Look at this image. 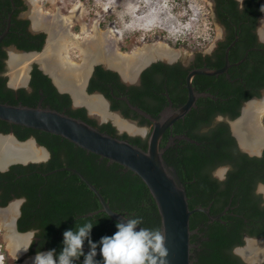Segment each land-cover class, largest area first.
Wrapping results in <instances>:
<instances>
[{"label": "trees", "instance_id": "1", "mask_svg": "<svg viewBox=\"0 0 264 264\" xmlns=\"http://www.w3.org/2000/svg\"><path fill=\"white\" fill-rule=\"evenodd\" d=\"M15 1L17 2V0ZM216 1L218 15L222 22L230 27L234 24L242 26L245 29L242 43H245L247 48L254 46L256 44V37L250 31L255 28L257 16L259 15L257 0H246L243 10L238 9V3L235 0ZM7 3L10 6V2ZM27 24V22H15L11 31L14 29L18 33L28 35L26 34ZM12 43L18 49L26 52H40L43 49V44L38 45L32 43L29 39L24 40V38L20 40L12 35L6 38L2 42V45ZM228 44H225L224 48ZM243 56L240 58H243ZM221 57L224 60V53L221 54ZM6 59L7 53L0 49L1 103L35 107L41 101L43 107H49L71 117L81 119L98 128L101 132L147 149V141L142 138L130 137L127 134L118 135L116 129L109 123L99 125L94 119L88 117L85 107L73 109L71 107L70 96L58 93L53 86L51 78L44 74L37 64H34L31 70L29 85L31 91H28L26 88L15 90L8 87ZM260 60L264 59L261 58ZM260 70L262 68H258L257 66L252 71H244L239 75L244 78V82L250 87L256 84L258 78L262 80L264 72ZM174 74H178L177 69ZM174 79L175 77L170 76L169 83H172ZM209 79L212 78L209 77ZM146 86L147 88L143 89L145 92L139 94L138 98H135L130 92H125L124 86L119 84L117 73L97 66L90 80L88 92L90 94L94 92L102 93L107 99L111 100V109L113 111L122 110L127 118H140L142 124H147L149 123L148 120L130 110L123 101L115 99L111 94V88H113L118 95L123 94L127 96L133 104L139 105L141 109L158 118L159 111L167 103V99L152 95L151 79L147 82ZM224 87L226 91L222 90L220 95H218L220 105L216 106L214 101L209 99L208 103H201L206 108L204 113L201 115L191 113L186 117L184 122L180 120L175 123V133L182 134L185 132L193 142L178 139L164 153L165 160L176 169L178 176L186 188L189 208L191 210L196 208L199 202L208 203L209 197L217 191V184L211 178L210 171L218 165L236 161L230 152L231 149H235V142L229 137L227 127L222 123H210L214 115L219 112L237 117L239 115L241 99H248L250 95L244 94L243 86L240 84L237 87ZM261 87H264V81ZM173 100L178 104L185 101V99L181 98ZM0 132L5 134L13 132L20 141L35 137L37 142L51 153V159L46 163L30 164L27 166L13 165L9 171L0 173V177L6 181V184L2 185L4 195L8 196L4 203L12 200L14 197L25 199L17 226L20 232L36 231V237L40 238L32 244V247H34L37 243L36 250H31L32 254L45 249H56L57 254H59L63 247L64 231L69 229L75 230L76 226L78 227L85 222L94 224L91 232L93 242H98L103 236H112L117 231V221L107 213L101 211L102 206L99 199L79 176L71 171H60L52 173L47 177L42 175V173H48L63 167H70L82 173L100 191L114 211L124 214L127 218L142 217L143 223L139 225L141 227L150 229L161 228V217L158 207L148 187L139 176L126 170L123 166L111 163L109 160L89 153L60 136L46 132L13 125L1 120ZM167 140L168 138L166 137L161 144L162 149L165 147ZM245 163L247 161L242 164ZM250 171H253V169L243 168L237 176L231 174L228 182L229 185L227 183L228 189L226 193L231 195L233 188H235L232 181L243 175H249ZM240 187L242 188H239L235 192V201L241 204L240 213L244 214L247 218H252L256 214L258 201L251 194L248 185L245 184ZM91 213L95 214L90 216L89 214ZM204 217L201 213H195L190 218V228L192 231L200 227V224H203L198 229V233L195 232L191 236L192 244L201 242L199 246L200 250L194 247L191 249L193 264H246L239 256L233 253L236 246L244 244L240 231L243 227L242 222L237 221L230 229L220 224L211 227ZM199 233H203V237L199 236ZM250 234L256 237H264V231L257 232L252 230ZM203 238L209 239L203 241ZM84 247L89 249L87 241H85ZM99 249L98 245L97 250ZM84 252L87 254L86 251ZM83 259L84 257L81 256L79 259L81 262L75 261V264H83ZM102 259V256L96 258L97 261L101 262Z\"/></svg>", "mask_w": 264, "mask_h": 264}, {"label": "flooded vegetation", "instance_id": "2", "mask_svg": "<svg viewBox=\"0 0 264 264\" xmlns=\"http://www.w3.org/2000/svg\"><path fill=\"white\" fill-rule=\"evenodd\" d=\"M208 1L211 2V4H212L211 19H212L213 23L219 25V29L221 31L220 37L218 38L217 42L215 43V45L210 50H207V51L197 50L196 52L193 53L192 57L189 59H185L184 56L180 57L178 55H175V56L172 55V57H169V58L168 57L166 58L165 56H162V55H155L153 58H151L150 56H146V58L142 62L136 63V64H140L141 66H139L138 68L135 69V72H134L133 77L131 79H127L126 77H124L122 75L121 72L119 73L117 70L114 71L112 69L104 68L102 62L99 61L100 63H98L96 65L94 64V68H93V70H92V72L88 78L86 90L88 92L89 83H90L91 78L94 75L95 68L97 66H101L105 70H109L111 72L117 73L119 76V84L121 86L122 85L124 86L125 92H130L131 95L135 98H138L139 94H142L143 92H145L143 89L147 88V86H146L147 82H149L151 79L152 80V90H153L152 95H154L155 97H163V98L167 99V103L162 107L161 111H163L165 108L169 107L170 104L175 109L179 108L186 103L188 96H189V92H188V88H187V77H188V75L196 69H202V68L219 69V68H222L225 65V51H226L227 47L237 38V42L235 43V45L231 48V50L229 52L230 64H235V63L239 62L247 54L246 60L238 66L232 65L229 68L228 73H225V74H221L218 76L196 75L192 80V85H193L194 91L197 94H200L201 96L198 98V100L196 102V106L190 111V113H188L186 115V117L191 113H194L195 115H201L202 113H204L206 110L204 104L208 103L209 99L213 100L214 104L216 106L220 105V103L218 102V98H219L218 95H220V92L222 90L226 91V88L224 86H226V87H237L240 84L241 86H243L244 94L250 95V97L248 99H245V100L241 99V101H240L241 106L239 108V115L237 117H232L228 114L219 112L216 115H214V117L212 118V122L210 124H221L222 123L227 127V133H228L229 137L232 138L233 141L235 142V149H231L230 152H231L232 157L236 161L231 162V163L218 165L217 167H214L210 171L211 178L217 184V189H216L217 191H216V193H214L213 195H211L209 197L208 203L205 204L203 202H199L196 206V208H201V209H204L205 211L208 212V214L206 212H196V213H201L202 215H204L205 216L204 218L207 219L208 225H210L211 227H214L216 224L217 225L220 224V225H222V226L224 225L226 228L230 229L231 227L234 226V224L237 221L242 222L243 227L241 228L240 231H241V235H242V239L244 241V244L242 246H236L233 250V253L235 255L239 256L236 253V251L238 249L245 247L248 239H250V238L251 239L264 238V237L252 236L250 234V231H252V230H255L257 232L264 231V137H261L260 131L253 129L252 127H250L246 124L244 126V130L241 129V132L239 134L234 130V127H233V124H237L241 121V118L243 117L242 115L244 113L243 112L244 107L246 106V104H249L250 102L255 101V100H261V99H263V96H264V87H261V84L264 81V76H263L262 80H260V78H258L256 81V84L248 87L246 85V83L244 82V78L239 75V74L243 73L244 71H246V72L252 71V69L257 68V66H258V68H262V70H260L261 72H264V60H260L261 58L264 59V26H262V25H264V10H261L262 6H264V0H257L256 1V3L259 5V8H258L259 15L257 16L255 28L252 31H250L256 37V40H255L256 44L254 46H251L248 48L246 47L245 43H242V40H243L242 37L245 33V29H243L242 26H237L235 24L230 27L227 24H225L224 22H222V20L219 18L220 16L218 15L217 1L216 0H208ZM235 1L238 3V9L239 10H243L245 8L246 0H235ZM7 2H10V6L8 5ZM17 2H19V3H17ZM17 2L15 0H0V10H1V13H0V25H1L0 30L3 29V27H5L4 30L2 32H0V35L5 33V31H7V29H9L8 34L5 36L4 40L6 38H9L12 35V36H16L20 40H23V38H24V40L29 39L32 43H36L38 45L43 44V47H44L45 45H47L48 39L50 37V33L48 32V29L44 28V27L34 26L33 25L34 24V17L33 18L29 17L28 16L29 14L27 15V13H26L27 8L34 7V3L30 2L29 0H17ZM30 4L32 6H30ZM32 14H34V13L32 12ZM15 22H18V23L27 22L28 24L26 26V34H28V35H24L23 33H18V31L14 30V29L11 31V28L14 27ZM58 22H60V21H58ZM71 29L74 33H77V29L74 28L73 25H72ZM228 43H230V44H228ZM225 44H228V46L226 48H224ZM11 48L20 50L13 43L12 44H3V45L1 43V45H0L1 51H5L7 53V59L5 61L6 65H7V60L10 56L9 50ZM20 51H23V50H20ZM31 52H37V51H31ZM251 52H253V53H251ZM222 53H224V60H222V57H221ZM250 53H251V55H250ZM242 55H244L243 58H240ZM253 55H257V56L254 57ZM239 58H240V60H238ZM34 64H36V63H34ZM33 65H32V67H33ZM217 65H219V66H217ZM32 67H31V70H32ZM39 68H40V66H39ZM176 69H177V73L179 74V76H178V74L177 75L174 74V73H176ZM31 70H30V78H29V81L27 84L28 86L27 87H20V88H26L28 91H31V87L29 86L30 80H31ZM40 70H42V69L40 68ZM169 73H170V75H169ZM170 76L173 78L175 77V79L173 80L174 83L173 82L169 83ZM209 77H211L212 79H209ZM51 80H52V78H51ZM52 83H53V86L56 88V91L58 93L68 94L70 96L71 103H72L71 107L73 109L81 108V107H75L74 106L73 93L71 92V90H69L70 88H68L67 86L64 87V85H62V87H61L60 86L61 84L58 85V82L55 80L54 75H53ZM144 86H146V87H144ZM8 87H10L9 83H8ZM10 88H12V87H10ZM12 89L17 90L19 88H12ZM111 94L114 96L115 99H117L119 101H123L129 107L130 110H132L133 112L138 114L140 117L148 120L144 115L140 114L135 109H133L132 106L138 108L141 111H144V112H146V111L141 109V107L139 105L133 104L128 99L127 96L122 94V92H120V94H122V95H118L114 91V89L111 88ZM104 98L106 100H108V102L110 104V110L112 112H120L121 113L120 115L123 117L124 120H132V121L136 122V125L139 128V130L142 127H147V128H149V132L144 135V133L141 131V132L136 133V135L135 134L132 135V134H130L129 131L121 129L114 122V120L112 118H110V120H107V121H102V122L97 121V119L89 116V111L85 107L87 110V113H88V117L94 119L99 125L108 124V123L111 124L116 129L118 135L127 134L130 137H140L143 140L147 141V144H148V138H149V135L151 133L153 123L148 120L149 123L142 124L140 118L130 119L124 115L122 110L113 111L111 109V107H112L111 100L107 99L105 96H104ZM123 98H127L130 101L131 106H129L127 104V102L125 101V99H123ZM178 98L185 99V101L183 103L178 104L173 100V99H178ZM201 103H204V104L201 105ZM161 111H159V114ZM146 113H148V112H146ZM149 115H151V114H149ZM186 117L184 119H181V120H183V122H184L186 120ZM260 122H261L262 126L264 127V116L261 118ZM175 123L173 124V126L171 128H169L164 133L161 144L164 142L166 137L168 138L167 142H165L164 148H166V146L169 145L170 143L171 144L176 143V141H178V139L179 140L192 141L190 139V137L187 136V134H185V132L182 134H176L175 133V131H174ZM209 128H210V126H209ZM6 137H9V138L12 137L11 138L12 140H14L16 138L18 141H20L15 136V134L13 132H10L7 134L0 132V150L2 148V141ZM31 140L35 141V144L39 145L38 147L44 151V157L42 159H39V160L16 159L15 162L12 164L7 163V161H6L4 164H2V166H0V173H5V172L9 171V169L13 165L27 166L30 164H42V163L48 162L51 159V153L48 151L47 148L40 145L37 142V139L35 137H30L29 139H27L25 141H20V142H23L22 144H26ZM18 144H20V143H18ZM245 161H247V163L242 164ZM63 168H70V167H63ZM243 168L244 169L249 168V170L253 169V171H250L249 175L247 174L248 176L243 175L242 177L232 181L235 188H233L232 194L228 195V193H226L227 189H228L227 183L229 182V179L231 178V174H233L234 176H237V174L240 173ZM225 169H227L226 179L221 181L217 177L220 175H225ZM66 171H68V170H66ZM48 173H50V172H48ZM48 173H42V175L44 177H47V176H49V175H47ZM4 184H6L5 179L0 177V186H1L0 187V213H6V211H8L10 206L16 205L15 208L18 210V215H17L18 216L17 221H18L19 218L21 217V208H22L23 204L25 203V199L14 197L12 200H10V201L8 200L6 203H4V201L8 197V196L4 195V190L2 188V185H4ZM245 184L248 185V187L251 191V194L258 201L256 214L254 212L255 215L252 218H247L244 214H241L240 213V210H241L240 205L241 204L238 201H235V196H236L235 192L238 191L239 188H242L240 186H243ZM228 185H229V183H228ZM196 208H194V209H196ZM15 214H16V212H15ZM17 221H16V230L19 233L16 231L15 232L19 235L20 234H22V235L23 234H29L30 240L28 241V245H31L27 252L24 251L18 257L20 258V260L21 259L23 260L26 257H34L36 253L32 254L31 250H34V251L36 250L37 243L35 244L34 247H32V244L37 242L38 239H40V238L36 237V231H33V230L27 231V232H20L18 230ZM1 224H2V222L0 220V225ZM199 226L200 227L196 228V230H195L197 233H198V229H200L203 226V224H200ZM203 235H204L203 233H199V236L203 237ZM208 239L209 238H203V241H207ZM6 241H7V235H6ZM193 245H194L195 249H199L201 242L193 243ZM25 248H26V246H25ZM43 251H48V249H45ZM193 256H195V254H193ZM78 262L80 263L81 260H78ZM263 263L264 262L259 263V264H263ZM246 264H248V263H246Z\"/></svg>", "mask_w": 264, "mask_h": 264}, {"label": "water", "instance_id": "3", "mask_svg": "<svg viewBox=\"0 0 264 264\" xmlns=\"http://www.w3.org/2000/svg\"><path fill=\"white\" fill-rule=\"evenodd\" d=\"M30 6L32 5L30 4ZM8 31L9 29H7L5 33L0 35V45L5 36L8 34ZM236 42L237 38L227 47L225 51V65L222 68L196 69L188 75L187 88L189 96L186 103L181 107L175 109L170 104L169 107L160 112L158 118H155L148 113L132 106L133 109L144 115L149 121L153 123L152 130L148 138L147 149H143L137 145L131 144L129 141L101 132L98 128L88 124L81 119L71 117L63 112H59L49 107H43L41 105V102L35 107L25 106L22 104L11 105L0 102V120L13 125H18L60 136L75 144L76 146L86 150L87 152L93 153L97 156H100L101 158H105L111 163H117L123 166L126 170H129L135 175L139 176L148 187L158 207V211L161 217L160 229L165 232V246L169 251V255L167 257L168 264H193L191 260V249L194 247V245L191 243V236L196 231H192L190 228V218L196 212H206L207 214L208 212L201 208H196L193 210L189 208L186 188L180 177L178 176L176 169L173 166H170L164 158L166 149L169 148L172 144L170 143L166 146V148L162 149L161 141L164 133L169 128H171L175 122L184 119L186 115L190 113V111L196 106V102L201 96L194 91L192 85V80L196 75L218 76L221 74H225L228 73V70L232 65L238 66L246 60L247 54L239 62L230 64L229 52ZM13 50L19 53V55L30 54L35 56L37 54H40V52H25L17 49ZM98 63L100 62H93L89 64V66H86L89 72V76L94 68V64L96 65ZM10 64L11 62L9 63V65ZM102 64L104 68L112 69L114 71L117 70L120 73V71L116 69V67H114L109 61L102 62ZM42 71L45 74L49 75L53 80L52 74H48V72L44 69H42ZM88 78L89 77H87L86 79L85 76L84 80L86 79L88 81ZM84 85L85 84L83 82V93L87 96L89 95V93L84 88ZM27 86L28 85H26V87ZM10 87L14 88L11 85ZM91 96L100 97L105 102L107 112L122 117L120 115V112H112L110 110V104L108 100H106L101 93L94 92L91 94ZM123 99H125L127 104L131 106V103L127 98ZM73 101L75 107L84 106L91 114H89V116L97 119V121L99 122L104 121L92 114L86 104L77 103L74 96ZM128 121L136 125V122L132 120ZM14 140L17 143H23L18 141L16 138ZM31 142L35 144V141ZM7 162L12 164L15 162V160L12 159ZM66 170L78 175L80 179L96 195L102 206L101 211L107 213L117 222L126 223V220L128 218L124 214L118 213L111 209L100 191L79 171L73 168H61L54 170L47 175ZM95 213H91L89 215L92 216ZM17 217L13 220V227L16 232H18L16 230ZM139 228H141V226L138 225L137 230H139ZM250 242L264 243V238L248 239L246 246L238 249L236 253L248 264H259L264 262V252L258 256L254 255V253H248L247 255H244L242 253L244 250H247V246ZM83 250L86 252L89 251V249L86 247H83ZM100 256L101 255L99 249L97 250V256L95 257V259Z\"/></svg>", "mask_w": 264, "mask_h": 264}, {"label": "rangeland", "instance_id": "4", "mask_svg": "<svg viewBox=\"0 0 264 264\" xmlns=\"http://www.w3.org/2000/svg\"><path fill=\"white\" fill-rule=\"evenodd\" d=\"M29 1L34 2V0ZM39 6L49 14L58 10L77 29L75 34L81 37L90 34L94 25L102 31H108L116 39L117 48L122 53H131L135 49L145 53L148 50L147 54L152 53L154 56L156 54L154 48L158 44H163L168 45L173 56H184L185 59H189L197 50H210L221 35L219 25L213 23L211 19L212 4L208 0H42L37 3V7ZM34 7L27 8L26 13L29 17H34L32 14ZM46 46L35 57L43 54ZM12 52H15L13 48L9 50L6 76L8 83L14 88L26 87L34 63L51 74V68L48 66L46 70L44 64L36 59L26 63L24 60L16 64L12 63L10 60ZM68 53L71 54L72 64L83 67L84 60L78 49L70 48ZM135 66L132 68L133 72L139 65ZM57 67L58 72H55L59 73V67L62 66L57 65ZM84 72L87 79L89 77L87 67H84ZM17 75L26 77V82L15 84L14 78ZM87 82L84 80L85 89ZM89 95L87 97H92L91 94ZM125 121L128 122V120ZM141 130L144 135L149 132L147 127H142ZM17 215L16 209L13 219H16ZM6 235L7 232L0 225V264H31L33 257L20 260L10 255Z\"/></svg>", "mask_w": 264, "mask_h": 264}, {"label": "bare ground", "instance_id": "5", "mask_svg": "<svg viewBox=\"0 0 264 264\" xmlns=\"http://www.w3.org/2000/svg\"><path fill=\"white\" fill-rule=\"evenodd\" d=\"M39 1L42 0H34L33 2L35 6L34 25L48 29L50 37L48 39L46 49L43 54L36 57L30 54L25 56L19 55L17 52H12L10 59L11 62L16 64L24 60V63H26L31 59H36L42 62L46 70L48 66L51 68V74L54 75L58 85L61 84V87L64 85V87L67 86L70 88L69 90L72 91L75 101L79 104H86L92 114L96 115L99 119L107 120L112 118L114 122L123 130H127L132 134L141 132L142 130H139L136 125L129 123V121L126 122L125 120H122L123 118L121 119L118 115H113L107 112L105 102L100 97H87L83 93V82L85 78L84 67H86L87 64H91L93 62L109 61L122 73L124 77L131 79L134 74L132 68L137 65L135 63L142 62L146 56H148V54L151 58H153L156 54L165 56L166 58L172 57L173 54L168 45L158 44L154 48L156 51L154 56L152 53L147 54L148 50L145 53L141 50L136 51V49L135 51H131V53H122L117 48L116 39L111 36L108 31H102L97 25H94L90 34L86 35L85 37H81V35L75 34L72 31V24L67 21L69 19L66 20V18L60 14L58 10L53 14L44 12L40 6L37 7V3ZM70 48H73V50H79L82 59L84 60L83 67H78L72 64L70 58L71 54L69 55L68 53ZM57 65L62 66L59 67V73L55 72H58ZM25 79L26 77L24 78L23 75H17L14 78V83L22 84ZM243 112L244 113L242 115L243 117L241 118V121L237 124H233L234 130L239 134L241 129L244 130V126L246 124L253 129L260 131L261 137H264V127L260 122L261 118L264 116V96L261 100H255L249 104H246ZM1 152L0 166H2V164H4L6 161L12 159L39 160L44 157V151L36 144L32 142L18 144L8 137L2 141ZM15 206H11L8 211H6V213H0V220L2 222L1 227L7 232V248L10 251L9 253L11 256L14 258L16 255L20 256V254L24 252L23 249L25 246H27L30 238L29 235H19L14 230L13 218L16 212ZM263 252L264 243L250 242L247 246V250H244L242 253L244 255H247L248 253H254V255L258 256Z\"/></svg>", "mask_w": 264, "mask_h": 264}, {"label": "clouds", "instance_id": "6", "mask_svg": "<svg viewBox=\"0 0 264 264\" xmlns=\"http://www.w3.org/2000/svg\"><path fill=\"white\" fill-rule=\"evenodd\" d=\"M261 10H264L262 6ZM225 175L217 178L221 181ZM143 223L142 217L128 218L125 222H117V231L112 236H103L98 242H93L91 232L94 224L85 222L63 233V247L57 254L56 249L37 251L32 258V264H75L81 256L83 264H168V248L165 246V232L159 228L150 229L137 226ZM87 241L89 251H83ZM100 247L102 262L97 261V247ZM29 245L23 250L28 251ZM19 251V250H18ZM19 257L16 255L15 257Z\"/></svg>", "mask_w": 264, "mask_h": 264}]
</instances>
